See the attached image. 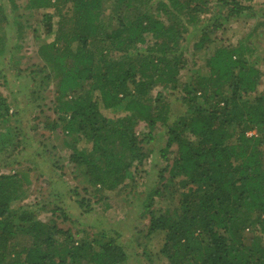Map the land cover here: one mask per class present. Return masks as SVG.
<instances>
[{
    "label": "trees",
    "instance_id": "obj_1",
    "mask_svg": "<svg viewBox=\"0 0 264 264\" xmlns=\"http://www.w3.org/2000/svg\"><path fill=\"white\" fill-rule=\"evenodd\" d=\"M101 1L28 0L27 5L29 10L55 8L60 2L73 5L69 32L57 30L39 57L59 80L56 121L75 136L74 142L90 145L70 158L85 179L82 191L92 188L101 199L130 179L133 164H141L144 157L135 126L145 124L143 140H151L158 122L167 125L163 92L180 91L187 116L167 125L161 157L166 160L172 153L173 158L159 176L164 186L182 178L180 201L172 214L152 215L146 235L162 236L159 255L167 264H264V94L257 91V70L239 49L221 46L206 60V76L193 73L180 83L179 74L188 65L182 45L188 27L177 18L192 23L197 13L208 11L207 2L158 0L157 12L171 20L166 24L147 8L151 0H113L117 24L107 29L100 20ZM222 5L231 6V19L251 10L234 0ZM52 20L53 15H44L48 35L53 33ZM4 21L0 8V23ZM219 27L217 21L201 27L194 50L207 52ZM148 35L154 42L139 53L137 47L146 45ZM107 49L121 57L108 58ZM157 86L162 92L153 96ZM120 107L124 114L115 121L101 113V108ZM8 122L9 107L0 93V264H125L117 237L101 232L91 241L81 240L56 222H41L37 208L12 209L31 181L18 172L1 173L19 149L16 134L5 128ZM76 203L88 206L84 198ZM50 211L67 221L59 208ZM19 240L26 245L20 246Z\"/></svg>",
    "mask_w": 264,
    "mask_h": 264
},
{
    "label": "rangeland",
    "instance_id": "obj_2",
    "mask_svg": "<svg viewBox=\"0 0 264 264\" xmlns=\"http://www.w3.org/2000/svg\"><path fill=\"white\" fill-rule=\"evenodd\" d=\"M204 1L207 2L204 9L208 11L197 13L192 23H185L188 18H177L188 27L182 42L188 65L179 74L180 83L188 82L193 73L206 76V60L216 47L225 46L239 49L242 59L257 70V91L264 94V0H234L251 10L233 19L227 17L231 6L222 5L223 1L228 3L230 0ZM62 2L47 10H29L28 0H0L5 17V23H0V93L9 107V122L5 128L11 129L19 142V149L12 155L10 165L1 173L18 172L31 181L25 197L12 209L37 208L36 215L41 222H56L59 228L70 229L81 240L91 241L95 234L101 232L107 237H117L127 256L125 264H167L159 255L162 236L146 234L152 215L172 214L180 201L182 191L178 184L182 178L176 177L168 186H164L159 176L166 166H170L173 158L172 153L167 155L166 160L161 157L168 137L167 125L187 116L185 106L180 101L183 94L180 91L173 95L168 91L163 92L167 98L164 103L167 125L158 122L151 140H143V135L148 132L145 124L139 122L135 126V135L141 140L138 143L141 148L139 152L144 157L141 164H133L130 179L117 190L104 192L101 199L93 194L92 188L84 193L85 179L70 158L75 151H88L90 145L85 141L74 142L75 136L67 135L62 122L56 121L53 110L59 80L39 57L40 49L54 41L57 30L61 29L67 34L71 28L73 5ZM157 2L151 0L147 8L159 20L170 23L171 20L157 12ZM100 7L101 24L107 29L113 28L117 24L113 0H102ZM141 10L142 7L137 11L131 10V14ZM45 14L53 15L51 35L44 31ZM216 21L220 27L212 36L213 43L209 50L195 51L200 28L210 27ZM153 42L152 36H146V45L138 46V52L144 53ZM106 51H109L107 56L110 59L121 57L119 53ZM158 92H162L160 86L152 90V95ZM68 98H72V94ZM101 113L113 121L124 114L121 107L117 111L101 108ZM53 123L56 130L51 131ZM254 134L253 131L248 132L247 137ZM162 174L169 178L168 172ZM157 189L161 195H152ZM80 198L88 201L87 207L77 205L76 200ZM42 207L43 210L40 209ZM56 207L67 221L51 214L50 210ZM19 243L20 246L26 245L25 240H19Z\"/></svg>",
    "mask_w": 264,
    "mask_h": 264
}]
</instances>
